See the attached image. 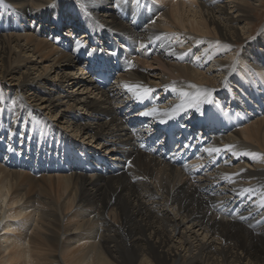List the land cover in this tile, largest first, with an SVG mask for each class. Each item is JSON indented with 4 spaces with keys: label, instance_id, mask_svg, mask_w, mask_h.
Here are the masks:
<instances>
[{
    "label": "bare ground",
    "instance_id": "6f19581e",
    "mask_svg": "<svg viewBox=\"0 0 264 264\" xmlns=\"http://www.w3.org/2000/svg\"><path fill=\"white\" fill-rule=\"evenodd\" d=\"M260 6L0 0V264H264V159L243 155L264 157V31L252 35ZM91 44L116 50L127 68L109 89L82 62ZM125 84L152 91L137 99ZM173 84L190 95V84L214 89L213 103L164 115L181 103ZM178 119L210 141L204 152L225 153L211 174L210 162L193 177L144 150L149 138L165 149L158 127ZM78 149L120 170H41L43 154ZM12 154L31 170L13 169Z\"/></svg>",
    "mask_w": 264,
    "mask_h": 264
},
{
    "label": "snow or ice",
    "instance_id": "6c2138e0",
    "mask_svg": "<svg viewBox=\"0 0 264 264\" xmlns=\"http://www.w3.org/2000/svg\"><path fill=\"white\" fill-rule=\"evenodd\" d=\"M137 4L139 5L140 0H136ZM152 23L154 24L155 21L153 20ZM157 39H159V37H157ZM77 47H82L83 44L81 41H76ZM91 54V53H89ZM182 58V57H181ZM124 87L129 91L132 92L133 95L137 98V99H143L144 97H146L148 94L151 93L152 89L147 88L141 84H125ZM167 87V86H166ZM173 91H177L179 92L180 96H181V103L177 104L175 107H173L170 112H165L164 115L167 116H171V115H175L178 114L180 111L184 110L186 107H195L197 109H199L200 104L202 103H213V101L211 100V95L212 92L215 91L214 89H201L199 88L197 85L194 84H190L188 85V87L190 88H195L196 89V93L195 95H190L188 92L183 91L182 89H178L174 84L171 86ZM220 107V110L223 112L224 109L222 106H218ZM3 109H0V112H2ZM144 116H154V115H158L159 114V110L157 108H153L148 112H144L141 113ZM225 114H227L225 112ZM235 145H227L226 148L229 151H233L235 149ZM205 151H207L209 153V155H212L213 153L219 154L221 152L220 148H216V147H210L205 149ZM234 155H240V153L238 152H233ZM243 155H248L251 156L253 159H256L258 157H260L261 159H264V157H261V155L259 153L256 152H245L243 153ZM131 162H129L130 164ZM227 180L231 181V177L230 176H225L224 177ZM255 191L254 189L251 188H247L244 189L243 192L238 193V195H244L245 193H251ZM258 206L261 209H264V192L261 193V197L260 200L258 202ZM242 219L244 217H241Z\"/></svg>",
    "mask_w": 264,
    "mask_h": 264
},
{
    "label": "rangeland",
    "instance_id": "374dc122",
    "mask_svg": "<svg viewBox=\"0 0 264 264\" xmlns=\"http://www.w3.org/2000/svg\"><path fill=\"white\" fill-rule=\"evenodd\" d=\"M255 21H254L255 25L253 26L254 28L252 30L253 36L254 35L257 36L259 35L258 33H261V31H264V0H262V6H260V9L255 13Z\"/></svg>",
    "mask_w": 264,
    "mask_h": 264
}]
</instances>
